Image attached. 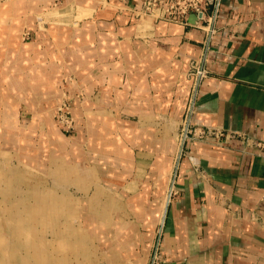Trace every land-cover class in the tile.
I'll return each instance as SVG.
<instances>
[{"label":"crops","instance_id":"0c3cea01","mask_svg":"<svg viewBox=\"0 0 264 264\" xmlns=\"http://www.w3.org/2000/svg\"><path fill=\"white\" fill-rule=\"evenodd\" d=\"M141 6L0 0V219L24 221L1 228L29 236L1 239L0 264H41L19 253L69 202L116 237L108 264H264V152L183 137L264 142V0H219L209 22Z\"/></svg>","mask_w":264,"mask_h":264},{"label":"rangeland","instance_id":"374dc122","mask_svg":"<svg viewBox=\"0 0 264 264\" xmlns=\"http://www.w3.org/2000/svg\"><path fill=\"white\" fill-rule=\"evenodd\" d=\"M74 129L75 125L72 130ZM7 206L9 205H5V208ZM61 207L67 209V211L64 209L61 212ZM76 210L79 211L76 212ZM4 214L6 216L8 212H4ZM50 216H52L50 224L48 220L44 222L37 221L34 224V227L39 230L46 231V235L44 238L42 237L44 240L39 237H31L41 239V241H45V244L41 242L40 251L19 253L23 254L22 259L31 260V257L35 256L40 260L36 263L41 264H108L106 258L107 248L110 241L116 237L104 233L106 230L99 227V221L88 219L86 204L75 205L69 202L67 208L65 205H60V203L53 204ZM18 223L21 225L24 221L8 218L0 219V242L1 239H4L5 244H11L14 238H16V242H19V239H29V236L19 237L17 235L12 236V234L4 236L2 234V226L8 229H17ZM1 254L2 252H0ZM5 254L9 257L11 253Z\"/></svg>","mask_w":264,"mask_h":264},{"label":"built area","instance_id":"2783aa9c","mask_svg":"<svg viewBox=\"0 0 264 264\" xmlns=\"http://www.w3.org/2000/svg\"><path fill=\"white\" fill-rule=\"evenodd\" d=\"M141 2V8L136 10V14L139 17L152 16L155 19L180 20L187 23L191 15L197 16L201 21L205 19L207 22L211 21L212 15H209L210 10L211 8L217 9L219 0H141ZM212 31L213 29L207 28V32L212 33ZM190 110L192 111V109ZM58 118L67 131H71L74 128V119L63 107H60L58 110ZM183 137L184 140L190 137L215 142L239 138L245 146L264 152L263 141L248 137L241 132L225 129L190 127L188 123ZM152 264H165L158 254V249L154 253Z\"/></svg>","mask_w":264,"mask_h":264},{"label":"water","instance_id":"95a60500","mask_svg":"<svg viewBox=\"0 0 264 264\" xmlns=\"http://www.w3.org/2000/svg\"><path fill=\"white\" fill-rule=\"evenodd\" d=\"M183 144H184V141H183ZM182 148H183V146H182ZM181 152H182V149H181Z\"/></svg>","mask_w":264,"mask_h":264}]
</instances>
